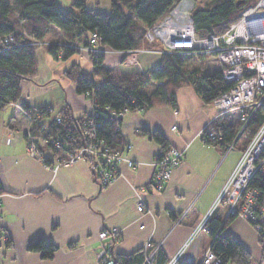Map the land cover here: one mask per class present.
Listing matches in <instances>:
<instances>
[{"label": "crops", "instance_id": "obj_1", "mask_svg": "<svg viewBox=\"0 0 264 264\" xmlns=\"http://www.w3.org/2000/svg\"><path fill=\"white\" fill-rule=\"evenodd\" d=\"M34 55L37 75L21 82L18 105L0 111V228L6 237L0 247V264H99L102 245L98 237L103 230L112 235L109 246L116 239L111 247L115 255L133 254L150 243L152 248L160 246L159 253L169 260L217 200L238 163L242 143L233 151L206 144L202 133L221 114L204 103L192 86H185L176 93L175 107L158 105L124 113L120 134L124 144L132 145L129 157L137 168L122 165L119 178L107 187L99 184L90 159L55 170L53 165L60 157L51 156L46 128L66 106L76 119L93 114V102L77 93L75 82L65 73L77 65L84 73L94 74L96 81L100 77L85 52L63 59L61 54L55 58L45 47H35ZM126 56L129 54L124 52L109 54L103 65L113 74L132 77L160 64V56L154 52ZM21 104L52 111L41 119L44 129L36 136L39 147L48 152L49 164L28 154L24 135L28 121ZM143 130L159 132L167 148L184 153L161 191L152 183V162L162 146ZM218 210L225 221L227 209ZM224 233L249 251L253 264H264V242L250 223L233 217ZM37 238L57 247L53 258L43 259L40 253L27 250ZM211 244V236L202 231L181 261L201 264Z\"/></svg>", "mask_w": 264, "mask_h": 264}, {"label": "trees", "instance_id": "obj_2", "mask_svg": "<svg viewBox=\"0 0 264 264\" xmlns=\"http://www.w3.org/2000/svg\"><path fill=\"white\" fill-rule=\"evenodd\" d=\"M179 1L110 0L108 11L100 12L90 8L89 0H69L72 8L64 12L55 0H0V39L14 37L10 46L0 43V111L11 104L18 105L22 94L21 82L33 80L37 75L35 46L29 44L31 40L51 42L52 45L45 48L55 58L61 54L63 59L77 53L76 45H87L89 36L94 33L99 36L102 45L116 52L132 54L141 49L162 50L159 42L145 41L146 28L160 22ZM257 1L208 0L204 7L192 11L195 30L200 37L222 35L229 24L240 17L245 7L255 5ZM209 55L215 56L192 51L159 54L160 64L157 67L132 77L113 74L103 65L100 56L92 61L94 73L100 77L97 81L93 78L94 74H86L74 65L65 76L75 82L79 95L93 99V114L85 119H76L71 108L66 106L60 112L61 122L54 118L46 128L50 151L55 157L63 158L68 151L65 144L69 142L67 137L83 139L93 124L99 140L115 149H123L125 144L120 134L122 118L117 116L125 110H145L158 105L175 107L176 93L185 86H192L204 103L211 104L231 85L224 81L222 71L208 73L191 66L197 60L200 63L205 61ZM19 107L28 121L25 137L29 125L34 137L41 134L44 129L41 119L50 116L51 109H42L40 116L31 123V114L37 109L27 104ZM231 116L221 115L212 121L202 133L203 141L220 146L224 151L233 143L235 146L240 142L246 145L264 122V106L254 113L243 130L244 122L239 116L236 121ZM142 133L150 134L146 130ZM150 135L161 144L162 149L167 148L166 140L159 132ZM49 139L59 140L60 148L50 144ZM45 164H49L48 161ZM255 182L258 183V180L255 179ZM231 218L233 216L222 221L219 210L209 218L205 231L212 238L210 251L223 264H253L249 251L231 234L224 233L226 223ZM2 240L0 228V247ZM261 240L264 242V225ZM115 241V238L112 239L111 246L108 245L115 264H144L142 250L130 255H115L111 248ZM56 249L53 243L44 238L35 239L27 247L28 251L40 253L43 259L53 258ZM156 261L157 264H167L169 260L163 253H158ZM177 264L194 263L179 261Z\"/></svg>", "mask_w": 264, "mask_h": 264}, {"label": "built area", "instance_id": "obj_3", "mask_svg": "<svg viewBox=\"0 0 264 264\" xmlns=\"http://www.w3.org/2000/svg\"><path fill=\"white\" fill-rule=\"evenodd\" d=\"M185 3L183 4V0H180L179 4H176L160 22L146 28L144 37L146 42H159L162 50H139L133 53L170 54L182 51L214 53L224 67L223 79L231 85V88L216 97L212 103L221 115L238 112L240 119L244 122L241 129L243 130L254 113L264 106V0H258L255 5L245 7L240 17L229 24L225 33L212 34L207 38L200 37L196 32L191 16L193 7L192 5L188 7ZM13 42V36L0 39V43L6 46H10ZM29 44L35 47L52 45L51 42L37 40H31ZM75 48L79 52L84 50L96 59L105 54L115 53L101 44V39L96 33L89 36L86 46L76 45ZM41 112L42 109L32 112L31 123L35 121V117L40 116ZM125 112L127 110L117 117L122 118ZM55 120L58 123L61 122L60 113ZM173 130H176V126ZM25 139L29 156L46 163L49 158L48 152L38 146L36 137L31 133V125L27 129ZM67 139L69 142L65 144L68 151L63 158H56L53 165L55 170L60 167H69L78 160L90 159L94 163L99 184L107 187L119 178L122 165L133 169L138 167V164L129 157L132 145L125 144L123 149L109 146L98 139L94 124L89 126L83 139L71 136ZM49 143L57 148L61 146L57 139H49ZM234 148L233 143L228 147V151L235 150ZM50 153L54 156L52 152ZM183 156L184 153L177 148L162 149L155 156L152 162L154 167L152 183L157 191H161L165 183L171 179L173 171L180 165ZM222 201L227 202L229 216L246 220L253 225L255 231L261 233L264 225V122L247 146L241 150L238 165L220 193L213 210L198 223L188 240L167 264H177L181 261L187 248L202 231H205L211 213ZM138 210L144 211L143 202L138 204ZM111 236L107 230L99 233L98 238L102 245L98 253L99 264H115L113 254L108 247ZM5 238L3 237V240H6ZM150 246L151 244L147 243L142 252L144 264H157L156 257L160 246H156L152 251L148 249ZM201 262L202 264H223L210 249L204 254Z\"/></svg>", "mask_w": 264, "mask_h": 264}, {"label": "rangeland", "instance_id": "obj_4", "mask_svg": "<svg viewBox=\"0 0 264 264\" xmlns=\"http://www.w3.org/2000/svg\"><path fill=\"white\" fill-rule=\"evenodd\" d=\"M50 1H53V0H50ZM56 2H57V4L59 5V7L61 8V10L62 11H64V12H66V11H68V10H70L72 7H71V4H70V2H69V0H55ZM180 2V1H179ZM179 2L177 3V4H179ZM186 2V3H185ZM185 3V5H188V7H190V5H192V10H191V14H192V11H194V10H196L197 8H202V7H204L207 3H208V0H183V4ZM89 6H90V8H92L93 10H97V11H100V12H106V11H108V9H109V6H110V0H100V2H98V0H89ZM202 38H207V37H202ZM146 41V40H145ZM86 46V45H85ZM141 50H146V49H141ZM140 50V51H141ZM114 51V50H113ZM80 52H84V50H81ZM115 53H116V51H114ZM86 53V52H85ZM125 53V52H124ZM87 54V53H86ZM127 54V53H126ZM135 54H140V52H138V53H133V54H129V56H126V58H129L131 55L133 56V55H135ZM155 54H157V55H159L160 53L158 52V53H155ZM204 54H208V53H204ZM88 55V54H87ZM89 56V55H88ZM107 56V54H105V55H103L102 56V58L104 59V57H106ZM90 57V59L93 61V59H95L94 57H91V56H89ZM191 66L193 67V68H198V69H201L202 71H206V72H208V73H212V72H216V71H222L223 70V66L218 62V60H217V58L215 57V56H211V55H209L207 58H205V61H203V62H201L200 63V60H197V61H195V62H193V64H191ZM212 105H213V103H211ZM214 106V105H213ZM215 107V106H214ZM216 108V107H215ZM220 113V112H219ZM57 115H59V114H57ZM56 115V116H57ZM230 115H232L231 117L234 119V121H236L237 119H238V116H239V118H240V115L238 114V112H236V111H233V112H231L230 113ZM217 119H215V120H213V121H216ZM259 129V128H258ZM258 131V130H257ZM256 134V133H255ZM254 137V136H253ZM252 137V138H253ZM251 141V140H250ZM249 141V142H250ZM248 142V143H249ZM247 143V144H248ZM244 144H245V141H244ZM247 144L246 145H243V148L242 149H244L246 146H247ZM232 145V144H231ZM235 148H236V146H235ZM234 148V149H235ZM228 150V149H227ZM233 151V150H232ZM241 153V152H240ZM240 157H241V155H240ZM239 160H240V158H239ZM239 160H238V162H239ZM41 161V160H40ZM93 165H94V163H92ZM237 165H238V163L236 164V166H235V168L234 169H236V167H237ZM233 172H234V170H233ZM232 172V173H233ZM232 173H231V175H232ZM231 175H230V177H231ZM230 177L227 179V181H226V183L224 184V186L227 184V182H228V180L230 179ZM224 186H223V188H222V190L224 189ZM222 190H221V192H222ZM220 196V195H219ZM219 196L217 197V200L219 199ZM217 200L215 201V203L217 202ZM215 203L213 204V206H212V208L210 209V211L208 212V213H210L212 210H213V207L215 206ZM227 207H228V205H227V202L226 201H222L220 204H219V206H217V209L215 210V211H213L212 213H211V216L216 212V211H218V209L219 208H226L227 209ZM228 212V211H227ZM207 213V214H208ZM229 216V215H228ZM228 216H227V218H228ZM252 227H253V225H251ZM257 232V231H256ZM258 233V232H257ZM261 233H262V231H261ZM261 233H259L260 235H261ZM197 238V237H196ZM195 238V239H196ZM195 241V240H194ZM193 243V242H192ZM191 243V244H192ZM148 249H152L153 250V248L150 246ZM151 250V251H152ZM144 251V248L142 249V252ZM207 252V251H206ZM205 252V253H206ZM204 253V254H205ZM204 256V255H203ZM172 258V257H171ZM171 258L169 259V260H171ZM201 264H202V262H201Z\"/></svg>", "mask_w": 264, "mask_h": 264}, {"label": "bare ground", "instance_id": "obj_5", "mask_svg": "<svg viewBox=\"0 0 264 264\" xmlns=\"http://www.w3.org/2000/svg\"><path fill=\"white\" fill-rule=\"evenodd\" d=\"M204 53H205V52H204ZM204 53H203V54H204ZM209 54H214V53H209ZM214 55H215V54H214ZM218 62L221 63L220 61H218ZM240 152H241V151H240Z\"/></svg>", "mask_w": 264, "mask_h": 264}, {"label": "water", "instance_id": "obj_6", "mask_svg": "<svg viewBox=\"0 0 264 264\" xmlns=\"http://www.w3.org/2000/svg\"><path fill=\"white\" fill-rule=\"evenodd\" d=\"M237 5H239V3H238ZM93 170L95 171V169H94V168H93Z\"/></svg>", "mask_w": 264, "mask_h": 264}]
</instances>
